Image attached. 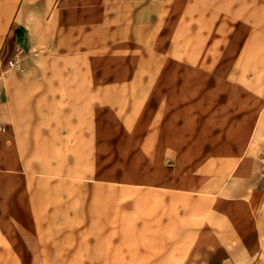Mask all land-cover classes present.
<instances>
[{
	"label": "rangeland",
	"instance_id": "374dc122",
	"mask_svg": "<svg viewBox=\"0 0 264 264\" xmlns=\"http://www.w3.org/2000/svg\"><path fill=\"white\" fill-rule=\"evenodd\" d=\"M136 1L149 29L69 50L40 0H0V264L262 247L264 0Z\"/></svg>",
	"mask_w": 264,
	"mask_h": 264
},
{
	"label": "crops",
	"instance_id": "0c3cea01",
	"mask_svg": "<svg viewBox=\"0 0 264 264\" xmlns=\"http://www.w3.org/2000/svg\"><path fill=\"white\" fill-rule=\"evenodd\" d=\"M40 12L54 15V23H48L44 36L50 47L78 50L79 46L110 45L117 39H134V31L146 27L149 19L139 17L144 6L128 0H40ZM143 15V14H142ZM133 32V33H132ZM129 35V36H130ZM255 196L253 195V198ZM264 198V192H262ZM260 218L262 247L256 250L252 264H264V204Z\"/></svg>",
	"mask_w": 264,
	"mask_h": 264
}]
</instances>
